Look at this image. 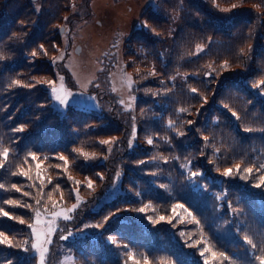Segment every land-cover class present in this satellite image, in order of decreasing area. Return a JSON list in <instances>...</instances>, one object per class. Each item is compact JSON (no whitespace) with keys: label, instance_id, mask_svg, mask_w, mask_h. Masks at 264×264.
<instances>
[{"label":"trees","instance_id":"16d2710c","mask_svg":"<svg viewBox=\"0 0 264 264\" xmlns=\"http://www.w3.org/2000/svg\"><path fill=\"white\" fill-rule=\"evenodd\" d=\"M90 15V0H0V264H37L34 213L77 196L71 223L99 226L66 241L74 264H260L264 0L147 3L121 40L133 96L123 118L60 113L43 85L63 32Z\"/></svg>","mask_w":264,"mask_h":264},{"label":"rangeland","instance_id":"374dc122","mask_svg":"<svg viewBox=\"0 0 264 264\" xmlns=\"http://www.w3.org/2000/svg\"><path fill=\"white\" fill-rule=\"evenodd\" d=\"M152 2L153 0H90V17L77 22L69 32H63L60 50L52 62L53 77L43 83L52 107L60 113L66 107L72 106L97 114L113 112L122 118L126 116V111L132 106L133 96L131 76L124 68L120 57L121 40L138 22V15L144 6ZM77 44L80 45V50L75 52L74 47ZM52 88L57 92L53 93ZM65 93L69 94L67 97L69 102L61 104L55 96ZM116 182L117 178L105 190L95 206L114 193ZM79 203L80 199L77 196L70 206L58 207L51 211L37 210L40 212L38 218L37 211L34 213L31 227L32 242L42 245L44 249L51 243L57 228L67 223V229L59 233V236L65 239L60 238L58 245L60 255L56 264H74L66 244L67 240L98 233V228L90 217H86L77 226L71 223L75 210L73 205L77 206ZM69 209L73 210L69 212ZM65 215L69 219H64ZM49 227L52 228L51 234H48ZM34 228L37 231H34ZM44 239L50 242L43 244ZM34 249L37 264H42L41 251L38 248Z\"/></svg>","mask_w":264,"mask_h":264},{"label":"snow or ice","instance_id":"6c2138e0","mask_svg":"<svg viewBox=\"0 0 264 264\" xmlns=\"http://www.w3.org/2000/svg\"><path fill=\"white\" fill-rule=\"evenodd\" d=\"M233 7H235V5H233ZM35 54L36 53H33V55H35ZM16 83H19V82L17 81ZM260 84L261 85H264V81H260ZM52 91H53V93H56L57 92V90L55 88H52ZM192 91L193 92H196L197 90L196 89H192ZM68 95L69 94H67V93H65V94H56L55 98L61 104H65V103L69 102L68 99H67ZM181 111H184V110L182 109ZM233 115L235 116V113H233ZM101 143L108 144L109 141H101ZM148 143L151 144L152 143V140L149 139L148 140ZM2 155H3V158L6 159L7 156H8V150L7 149H4ZM83 155L87 156L88 154L87 153H83ZM33 158H35V157H33ZM60 159L61 160H64L65 161V164H67V160H66L65 157L61 156ZM0 166H2V165H0ZM237 171H239V165H237ZM244 171L250 174L252 172V169L251 168H245ZM232 172H233V169L229 168V169H226L223 174L225 176H229V175L232 174ZM20 175H25L26 176L27 173L26 172H21ZM260 181H261V184H264V176H261L260 177ZM49 183H51V181H49ZM257 186L259 187L260 184H258ZM2 187H3V185H0V188H2ZM13 187L15 188V185H13ZM88 187H92L91 181L88 182ZM16 190L19 191V189H16ZM24 195H28V193L25 192ZM49 199H51V196L50 195H49ZM6 203L12 204L14 202L9 200V201H6ZM37 203H39V201H37ZM75 207H76V205H73V209H75ZM179 207H183V205H180ZM73 209H69L68 211L71 212ZM137 211L144 212L145 209L144 208H140V209H137ZM3 215L7 216L8 213L7 212H3ZM36 216H37V218L40 216V212L39 211L36 212ZM64 219H69V217L67 215H65L64 216ZM160 219H164V218L161 217ZM21 222H23V221H21ZM37 223H39V220H37ZM97 226H99V225H97ZM33 230L34 231H37L36 228H34ZM51 231H52V228L49 227L48 234H51ZM39 236H40V233H38V240H39ZM60 238L61 239H65V237H63V236H61ZM6 242H7V238L4 237V234L3 233H0V243H6ZM49 242H50L49 240L44 239L43 244H47ZM247 242L249 244H252V241L251 240H248ZM252 246L255 247L256 245L252 244ZM32 247L33 248H38L41 251V261H42V264H43V253H44V251H47V249H44L42 247V245H38V244H33ZM213 255H215V253H213ZM221 255H223V254L221 253ZM225 259H227V257H225ZM145 264H147V258L146 257H145ZM260 264H264V258H260Z\"/></svg>","mask_w":264,"mask_h":264},{"label":"water","instance_id":"95a60500","mask_svg":"<svg viewBox=\"0 0 264 264\" xmlns=\"http://www.w3.org/2000/svg\"><path fill=\"white\" fill-rule=\"evenodd\" d=\"M63 28H64L63 25H61V26H60V32L63 31ZM79 50H80V45L77 44V45L74 47V51H75V52H78Z\"/></svg>","mask_w":264,"mask_h":264}]
</instances>
